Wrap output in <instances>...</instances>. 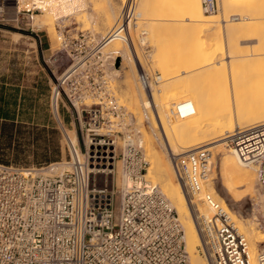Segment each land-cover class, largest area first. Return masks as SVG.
<instances>
[{
    "label": "built area",
    "instance_id": "1",
    "mask_svg": "<svg viewBox=\"0 0 264 264\" xmlns=\"http://www.w3.org/2000/svg\"><path fill=\"white\" fill-rule=\"evenodd\" d=\"M75 2L16 0L14 19L31 24L46 11L66 13ZM203 4L218 10V0ZM134 5L131 0L114 32L126 42ZM110 35L98 40L81 33L84 49L64 74L62 89L52 94L55 119L63 123L61 99L79 122L78 143L66 141L68 155L41 166L0 163V264H191L175 207L147 178L150 160L141 125L110 88L106 62L115 52L103 50ZM139 80L152 90L161 74L152 78L142 70ZM227 143L257 169L264 204V126L236 129ZM212 158L209 147L171 157L188 194L212 211L199 221V249L211 264H253L249 239L210 189ZM257 260L264 264V245Z\"/></svg>",
    "mask_w": 264,
    "mask_h": 264
},
{
    "label": "bare ground",
    "instance_id": "2",
    "mask_svg": "<svg viewBox=\"0 0 264 264\" xmlns=\"http://www.w3.org/2000/svg\"><path fill=\"white\" fill-rule=\"evenodd\" d=\"M88 1L87 4L92 2V0ZM146 1L143 2L146 3ZM149 1L150 3L147 1L148 6L143 5L141 1L142 7H138L139 11L134 9V15L137 18L141 16V19H146L150 23L152 37L150 39L153 42H149L151 43L149 47L155 46L156 50L158 49L155 52L157 55L151 56V61L156 68L158 66L157 71L161 74V81L156 87H152L149 93L146 91L148 89H145L147 99H143L144 96L141 98L143 106L154 112L150 113L155 115V122H158L159 131H162V135L164 134V143L172 155L191 148L209 147L210 150H214L227 145V150L222 152L224 157H226V152L233 151L238 160L237 164L246 172L245 175L248 177L253 175L248 191L251 192L253 198L252 205L256 204L257 197L254 188L257 169L252 166L247 167L233 147L227 143V138L236 129L264 126V13L262 10L260 12V9H264V0H253L256 5L251 9L254 12L249 9L251 7L249 4H239L245 0H221V7L218 6L217 10L219 12L208 11L203 0ZM74 9L77 11L78 18L80 20L83 18V21H80L84 22L82 24L90 21V16L84 13L86 10L83 11L82 0L78 3L75 2L71 10L66 13H73ZM90 9L92 8L90 7ZM47 12L54 13L53 11ZM91 16L94 15L91 14ZM36 23L47 26L53 25L54 20L52 17H46ZM239 23L243 25V29L242 26L241 28L238 26ZM119 24L120 22L114 29L112 27V35L108 38L105 46L116 38L123 40L121 33H114L119 29ZM138 25L136 23V28H139ZM212 30L214 31L211 35ZM142 31L146 36L148 30L147 32L145 29ZM223 34L226 39L225 48L220 47V44H223ZM220 36L222 39L219 40ZM215 39L218 41L217 43L214 42ZM119 40H114L116 41L114 45H117ZM141 42L143 43V41ZM245 44L249 45L244 46ZM127 55L129 63L132 64L131 53L127 52ZM138 61L141 63V60ZM227 65L230 68L228 70L231 74V83L227 81L226 85L218 84L219 77L225 78L223 76H227L226 74L229 73H226ZM222 71L223 74L225 73L223 76H221ZM213 77L216 78L214 80L217 78L219 80L209 82ZM126 79L128 98L131 99L129 102L134 108H138L140 98L137 95V90L135 91L130 75L127 74ZM225 81L223 80V82ZM139 92L140 95L142 93L144 95L143 89ZM157 125L155 124L156 128ZM74 132L78 142L75 129ZM66 136L70 137L67 130ZM215 143L220 144L212 146ZM156 145L153 140L150 142L148 140L147 149L151 160L147 178L160 186L162 192L176 208L184 229L190 263L211 264L199 252V247L203 244L199 221L203 214L207 217L212 215L208 211L210 208L207 205L206 208L201 199L188 194L181 179L175 178L174 166L165 158L164 154L163 157L162 153H159ZM216 157L213 153V168ZM220 164L222 165V162ZM218 193L214 192V195L219 198V201L221 200L222 207L249 239L253 264H258V248L259 243L264 242V231L257 227L256 223H244L245 220L237 214L235 208L229 205L227 200L222 199V195L220 194V196Z\"/></svg>",
    "mask_w": 264,
    "mask_h": 264
},
{
    "label": "rangeland",
    "instance_id": "3",
    "mask_svg": "<svg viewBox=\"0 0 264 264\" xmlns=\"http://www.w3.org/2000/svg\"><path fill=\"white\" fill-rule=\"evenodd\" d=\"M141 1L143 5L147 6V1L148 3H150L149 0H135V5L132 7L131 11H133L134 7L136 11L137 9L139 11V8L142 7ZM143 1H146V3H144ZM82 2L84 3L83 11L86 10L84 13L90 16V21L87 20L88 22L85 24H82L84 22H80L83 21V18L80 20V18H78L77 11H75L74 9L72 10L73 13H56L53 11L55 13L54 14L46 11L36 16L34 21L30 22L31 24H27L28 22H26L25 20V23L20 25L22 33L26 36L39 34L42 39V44H36L34 39L31 38L23 45L22 56L18 60L17 65L18 69H23V88L19 87L17 90L0 89V95L7 96V102L3 101L2 103H0V109L7 107L11 108L12 110L15 109L17 118L19 120L18 124H20L21 126L20 133L17 135L16 139H13L12 144L7 146V142H9V140H6V138L4 139V144L2 146L3 148H6V152L3 153L4 155L0 154V158H4V160L12 162H19L22 164H37L38 162L45 160V157H57L59 160H61L68 155L66 147V141L68 139L66 136V130L68 132V136H70L75 143H78L74 129H79V122L73 117V108L70 107V109H67L66 107H63L62 101L61 99H59L61 104L60 114L63 120V123L60 124L55 119V116L51 109L52 94L54 90L56 94L57 87L62 89V78L64 74L75 63V61H77L76 55H80V51L84 49L80 48L79 46L81 33L89 31L95 34L98 40L103 39L112 32V27L114 29V27L116 28L118 26L119 19L122 14H124V12L128 11L131 0H92V2L90 1L91 4L89 3L91 6L87 4L89 2L88 0H82ZM218 2L219 7H221V0H218ZM243 3L245 5L246 3L249 4V7L251 6L249 9L256 5L253 0H245L239 4L242 5ZM89 6L92 9H90ZM245 9L248 10L247 7H245ZM261 10L263 11L262 13H264V9H260V12ZM92 11L93 13H91ZM251 11L253 10L251 9ZM90 13L94 16H91ZM46 17H52L54 20V24L41 26L36 23L37 21ZM108 18L111 20H109L111 22L110 25L108 24ZM136 23L137 25L139 24V28H136ZM240 24L241 23H239L238 26L240 28L242 26L243 29V25ZM32 26L34 27V30H32ZM144 29L146 32L148 30L147 34L150 37L147 34L146 36L148 37L144 36L145 34L143 35L142 30ZM213 31L214 30H212L211 35ZM142 35L144 36V38ZM212 37L214 38V36ZM222 37L223 44H220V47H224V45L226 47L225 35L223 34ZM222 37H218L219 40L220 38L222 39ZM150 38L152 37L150 34L149 21H147L146 19H141V16L140 18H137L135 15V17L130 22V30L128 35L129 41L126 42L116 38L114 40H119V43H117V45H114L116 41L113 40L103 49L108 54L111 52H115L111 56L112 58H108L106 62L108 67V80L110 88L113 90L119 102L125 105L127 110H130L129 112H132L133 114L135 113L134 115L138 118L137 120L138 123L140 122L139 124L141 125L147 148L148 140L149 142L153 140V142L157 144L156 147L158 148L159 153L161 152L162 156L164 154L165 158L171 162V165H173L171 160L172 154L167 148L166 143H164V134L162 135V131H159L160 128L157 125L158 122H155V115L152 114V117L150 112L153 111L145 108V106H143V100L141 99L143 96V99H147V94L145 93L146 91L149 93V89L145 91L142 84L140 83L139 75L141 71H146L152 78L155 77V75L159 74L157 71L158 66L156 68V66L151 61V56H156L157 53L155 52H157L158 49L156 50L155 46L149 47L153 42ZM147 39L151 41H148ZM141 41H143V43ZM30 42H33V45H31ZM145 42L147 43V45ZM214 42L217 43L218 41H216L215 39ZM246 45L249 44H245L244 46ZM64 46H66L65 49H63ZM151 48L153 49V53L151 52ZM126 51L128 53H131V59L133 60L132 64H130L128 61V55ZM219 51L221 52V50ZM138 60H141V63ZM226 67L225 68L227 70V73L229 72L228 69L230 68L228 65ZM225 68L223 69V71L225 70ZM119 69H122V71H120ZM223 71L221 76L225 75V73L223 74ZM127 74L130 75L131 81L135 86V91L137 90V95H139L140 98V104L138 108H134V106L129 102V100L131 99L128 98L127 94ZM226 75L227 76H223L225 78L227 77L226 81L225 78L222 77H219L220 80L218 78L217 80H214L215 77H213L210 78L212 80H209V82H217L219 80L218 84L226 85L228 84V82L231 83L230 72ZM21 80L22 79H20V81ZM223 80L225 82H223ZM159 83H153L152 85L153 87H156V85H158ZM78 86H80V84H78ZM142 89L144 91V95L143 93L142 95H140L139 91H142ZM15 97L16 103L14 101ZM62 97L64 100H66V94L64 93V91ZM137 110H139L140 112L138 111V113ZM155 124L157 125V128L155 127ZM216 144L218 145L220 143H215L212 146H215ZM219 148L212 150L215 157L218 155L216 157L217 159L215 161L209 185L212 193H218L219 191L218 194L222 195L221 198L227 200V203L235 208L237 214L241 216L243 220H245L243 221L244 223H256L257 227L264 231V204L257 179L254 188L257 197V203L252 205L253 198L251 192L248 191V186L252 184L253 175L252 177H248V175H245L246 172L243 171L240 166H238V160L236 159V156H234L235 153L233 151L226 152V157H224L225 155L222 152L225 149L227 150V145L225 147L221 146ZM219 151L221 152V154ZM219 157L222 160H220ZM149 160H151V158ZM221 162L222 165L220 164ZM175 178L179 179V177H177V173ZM208 211L212 213L211 209ZM203 216L204 214L201 215V217ZM261 245L263 246L264 242L259 243L258 251L262 247ZM199 252L204 258H206V256L202 254L201 250ZM207 260L210 261L209 258H207Z\"/></svg>",
    "mask_w": 264,
    "mask_h": 264
},
{
    "label": "crops",
    "instance_id": "4",
    "mask_svg": "<svg viewBox=\"0 0 264 264\" xmlns=\"http://www.w3.org/2000/svg\"><path fill=\"white\" fill-rule=\"evenodd\" d=\"M15 16L16 0H0V89L6 90L23 88V69H18L17 65L24 43L32 38L36 44H42L39 34L26 36L22 33L19 22L14 19ZM30 44L33 45V42Z\"/></svg>",
    "mask_w": 264,
    "mask_h": 264
},
{
    "label": "trees",
    "instance_id": "5",
    "mask_svg": "<svg viewBox=\"0 0 264 264\" xmlns=\"http://www.w3.org/2000/svg\"><path fill=\"white\" fill-rule=\"evenodd\" d=\"M3 101L7 102V97L4 95H0V103ZM15 103H16V97H15ZM19 120L17 119V114L15 109H11L9 107L7 108H1L0 109V154L4 155L3 153L6 152V148H3V142L4 139L9 140L7 142V146L12 144L13 139L17 138V135L20 133L21 126L18 124ZM3 140V141H2ZM59 159L57 157L51 158V157H45V160L38 162L36 165H45L49 164L51 162L58 161ZM0 163L5 164H19V165H31V164H22L19 162H12L8 160H4V158H0Z\"/></svg>",
    "mask_w": 264,
    "mask_h": 264
}]
</instances>
